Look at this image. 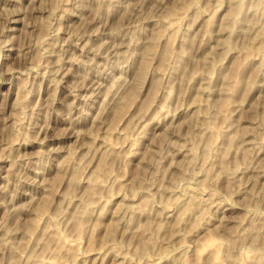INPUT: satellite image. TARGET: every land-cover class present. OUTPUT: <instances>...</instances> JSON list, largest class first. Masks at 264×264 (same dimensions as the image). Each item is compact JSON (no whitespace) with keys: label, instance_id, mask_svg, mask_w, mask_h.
<instances>
[{"label":"rangeland","instance_id":"374dc122","mask_svg":"<svg viewBox=\"0 0 264 264\" xmlns=\"http://www.w3.org/2000/svg\"><path fill=\"white\" fill-rule=\"evenodd\" d=\"M263 259L264 0H0V264Z\"/></svg>","mask_w":264,"mask_h":264},{"label":"bare ground","instance_id":"6f19581e","mask_svg":"<svg viewBox=\"0 0 264 264\" xmlns=\"http://www.w3.org/2000/svg\"><path fill=\"white\" fill-rule=\"evenodd\" d=\"M219 133V132H218ZM218 136H219V134H218ZM231 141V140H230ZM232 143V142H231ZM209 144V143H208ZM230 147V146H229ZM208 148V147H207ZM210 148V147H209ZM245 157V156H244ZM192 203V202H191ZM191 205V204H190ZM191 206H193V205H191ZM189 207V206H188ZM190 209V208H189ZM186 210V209H185ZM188 210V209H187ZM255 237V236H254ZM253 240H254V238H253ZM255 242H257V241H255ZM210 245V244H209ZM212 245V244H211ZM215 246V245H214ZM214 246H212V247H214ZM144 247V246H143ZM216 249H217V245H216ZM219 251V250H218ZM217 254V253H216ZM212 257V256H211ZM216 257V256H215ZM215 257H214V259H215ZM217 259V258H216ZM248 260H250V259H248ZM264 260V259H263ZM264 262V261H263ZM237 263V262H236ZM258 264H259V261H258Z\"/></svg>","mask_w":264,"mask_h":264}]
</instances>
